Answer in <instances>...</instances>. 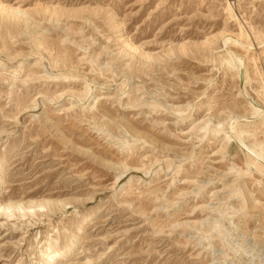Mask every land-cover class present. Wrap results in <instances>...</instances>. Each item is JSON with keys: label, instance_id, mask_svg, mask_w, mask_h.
I'll use <instances>...</instances> for the list:
<instances>
[{"label": "rangeland", "instance_id": "rangeland-1", "mask_svg": "<svg viewBox=\"0 0 264 264\" xmlns=\"http://www.w3.org/2000/svg\"><path fill=\"white\" fill-rule=\"evenodd\" d=\"M0 264H264V0H0Z\"/></svg>", "mask_w": 264, "mask_h": 264}, {"label": "bare ground", "instance_id": "bare-ground-1", "mask_svg": "<svg viewBox=\"0 0 264 264\" xmlns=\"http://www.w3.org/2000/svg\"><path fill=\"white\" fill-rule=\"evenodd\" d=\"M226 7H227V10H228L230 13L232 12V14H233V10H232L233 7L230 5V2L227 4ZM231 57H232V56H231ZM234 58H235V61H236V56H235ZM234 58H233V59H234ZM238 61H239V58H238ZM241 61H242V60H241ZM239 62H240V61H239ZM236 63H237V62H236ZM236 63H235V66H236V68H237V72L241 75V74H242V73H241V70H240L241 68H240L239 64H237V65L239 66V67H238V66L236 65ZM240 64H241V62H240ZM242 75H243V74H242ZM243 76H244V82H245V76H246V75L244 74ZM243 76H242V77H243ZM240 77H241V76H240ZM259 110H260V109H257V108L255 109V111H256L257 114H260ZM231 130L235 132V128H234L233 125H231ZM214 131H215V130H214ZM216 131H217V130H216ZM217 133H218V132H217ZM257 155H258V156H261L260 153H257ZM50 250H51V249H50ZM48 251H49V250H48ZM48 253H49V252H48ZM48 253H47V254H48ZM43 256H44V255H43Z\"/></svg>", "mask_w": 264, "mask_h": 264}]
</instances>
